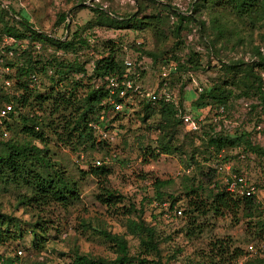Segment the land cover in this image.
I'll return each instance as SVG.
<instances>
[{"label": "trees", "instance_id": "16d2710c", "mask_svg": "<svg viewBox=\"0 0 264 264\" xmlns=\"http://www.w3.org/2000/svg\"><path fill=\"white\" fill-rule=\"evenodd\" d=\"M89 10L94 15L93 21L87 22L81 30L74 31L69 38L63 40L35 30L25 17L0 3V40L5 37L13 42L3 47L5 55L10 54L9 58L5 55L0 56L2 67L8 72L3 80L10 81L7 91H0V108L10 105L12 109L0 125V185L9 187L17 193V206L40 210V207L56 204L67 209L79 202L78 185L59 168L58 163L51 160L50 143L65 146L71 152L108 153L107 149L113 140L100 139L90 127L99 124L98 116L102 109L100 102L107 96L105 78L110 76L130 78L132 83L137 84L140 91L142 90L140 86L142 72H139L132 63L128 68L124 66L125 59L117 57L120 49L116 48L112 41H105L100 51L92 49L96 59L93 61L90 75L86 76L83 64L78 61L80 57L86 55L89 46L88 39L82 34L93 27L143 31L153 27L150 19L156 18L151 16L138 19L129 15L119 17L97 8ZM202 11L208 17V25L196 19ZM189 12V15L173 13L176 23L172 34L176 36L178 30L182 28V23L194 21L204 36H208L205 31H210L212 39H208V49L218 63L222 77L217 78L210 86L200 89L195 99L189 103V109L184 106L186 100L181 89L176 95L168 94L166 85L161 81L158 89L153 92L156 97L164 90L159 99H140L137 103L138 99H133L132 104L120 113L106 111L104 123L99 124L107 136H111V124L127 116L132 105L139 107L141 123L157 116L154 126L147 127V130L157 133L154 146L139 147L143 159L147 157L155 160L160 155L184 154L176 139L177 132L182 126V115L189 112L199 115L205 111L217 118L219 108L222 109L221 113L225 114L227 102L233 91L238 93L235 95L237 98L257 100L264 112V84L261 79V75L264 76V57L259 47L250 45L248 62L236 59L224 63L219 52L214 49L215 42L223 37L224 33L230 35L233 32L235 42L239 43L242 41L239 30L243 32L248 26L247 35H250L254 26L264 30V0H196ZM64 21L65 14L60 15L55 26ZM232 28L236 33L230 31ZM43 49H50L51 53L43 55V52H39ZM131 49L155 59L153 54L141 51L139 46ZM66 55L72 56V59H66ZM200 68L198 57L192 53L182 64L172 68V74L197 72ZM31 77L36 80V84H31ZM163 94H166L168 101L164 100ZM203 120L206 123L199 125L198 128L202 130L206 127V131L200 132L202 143L198 147H193L185 158L184 168L188 171L198 170L201 176L207 179L206 184L202 182L195 184L193 178L182 177L181 192L173 196L162 191L168 185V181L154 179L153 198L147 199L144 196L139 203H135L132 198L116 194L105 187L110 172L103 166L104 164L99 167H88L82 173L99 183L100 193L96 195L99 204L106 209L115 208L125 217L124 232L111 234L102 229H91L111 246L114 258L106 260L88 257L73 251L70 264H173L178 249L173 250L161 262L160 245L171 241V238L170 235H163L160 232L159 225L163 221L178 218L185 223L184 237L190 238L203 231L198 223L199 219H204L208 215L222 217L224 214H230L237 222L246 220L247 244H256L259 241L264 232V218L258 212L254 198L228 193L216 168L226 165L232 158L244 160L247 153L264 157V150L254 151L249 132L222 134L214 131L215 123H220L219 119L215 121L203 117L201 122ZM234 149L238 152L233 157L225 154ZM211 161L213 166L206 167L203 173L201 162ZM231 171L246 178L242 170L231 168ZM212 176L217 177V180L211 182ZM258 192L260 196H264V193L261 194L259 190ZM181 199H185L183 209L181 205L178 206ZM152 203L155 205L149 214L150 222H146L143 217L144 204L152 206ZM173 208L180 210L179 217L174 216ZM153 210L156 211L155 214ZM43 224L38 217L29 225L28 233L31 236L29 246L37 252L47 241L40 234L43 233ZM21 227L20 220L0 211V246L21 238L23 232ZM127 236L137 241L135 255L129 254L125 239ZM241 256L242 250L239 247H232L230 240L215 239L208 243L205 253L196 254L195 260L189 264H233ZM0 264H23V261L15 255L13 257L0 255ZM34 264L46 263L38 261ZM243 264H264V255L261 258H250Z\"/></svg>", "mask_w": 264, "mask_h": 264}, {"label": "rangeland", "instance_id": "374dc122", "mask_svg": "<svg viewBox=\"0 0 264 264\" xmlns=\"http://www.w3.org/2000/svg\"><path fill=\"white\" fill-rule=\"evenodd\" d=\"M196 0H0L2 6L10 7L15 13L25 17L33 28L46 35H51L63 40L69 38L74 31L81 30L87 22L93 21L94 15L89 8L101 9L111 12L119 17H153L150 22L153 27L143 31L132 30H111L106 28L93 27L85 30L82 36L88 39V50L86 55L79 58L83 64L86 76H89L93 61L96 56L92 49L101 50L105 41H112L120 51L117 54L119 59H125L142 72L140 86L142 93L153 94L158 89V84L162 81L166 85L167 93L176 95L181 89L185 98L184 106L189 109V103L195 99L198 89L208 87L217 78L222 77L219 72V65L208 49V39L212 36L208 31H200L196 21L182 23L176 34H172L176 23L173 13L183 15L190 14L191 5ZM84 7V8H81ZM65 14L64 23L55 26L60 15ZM196 19L204 21L207 25L208 17L202 11ZM229 21L231 17L228 18ZM239 27V26H238ZM250 27V26H249ZM67 29V33H65ZM240 29V27L238 28ZM240 32L241 42H235L232 33H224L223 37L215 42L214 49L219 52L221 61L240 59L244 62L250 61V45L258 46L260 53L264 57V30L254 26L250 35L248 26ZM230 31H235L233 28ZM236 33V31H235ZM12 40L3 37L0 40V56H4L3 47L11 45ZM15 46L17 44H14ZM140 47L141 51L148 52L155 56H143L135 52L131 47ZM210 51V52H209ZM43 55L51 53L50 49H43ZM195 54L200 63V70L185 73H173L172 68L182 64L189 54ZM10 54L5 57L9 58ZM66 59L71 60L72 56L66 55ZM162 58V60H161ZM8 73V72H7ZM6 75L0 62V91H7L3 86V78ZM264 84V76L261 75ZM42 81V80H41ZM43 82V81H42ZM44 83V82H43ZM163 87V86H162ZM163 91L158 93L160 95ZM238 94L233 91L232 97L228 100L225 114L217 110L218 117H213L205 111L199 115L185 113L197 123V130L193 134L182 123L178 130L176 139L181 151V155H160L155 160L141 157L139 147H153L157 133L147 130L157 121V116L140 122L141 114L139 107L132 105L127 116L111 124L110 134L113 142L108 147V153L104 152H71L67 147L60 144L50 143L51 160L58 163L67 175L75 181L79 188V202L71 205L67 209L56 204L40 207V210L28 207L17 206V193L9 187L0 185V211L20 220L22 225V237L13 242H6L0 246V255L13 257L14 255L23 261V264H34L38 261H45L46 264H70L71 254L76 251L80 255L88 257H99L112 260L111 246L101 237L96 235L91 229H102L111 234H121L124 232L125 217L120 211L106 209L96 200V195L100 193L99 183L90 176L82 173L88 167H99L95 161H102L110 174L106 179L105 187L119 195H126L139 203L145 196L152 199L154 196L153 180L168 181V185L162 189L163 193L178 195L181 192L182 177H191L195 184L202 182L206 184L207 179L201 176L198 170H186L184 168L185 158L191 153L193 147H198L202 143L200 132L206 131V127L198 130L199 125L206 123L203 117L208 119H219L220 123H215L214 131L222 134L232 135L239 132L251 133V142L254 151L264 150V112L262 106L255 99L237 98ZM140 99L136 100V103ZM252 107H254L252 109ZM221 113V114H220ZM152 129V128H151ZM137 143H139L137 145ZM106 150V149H105ZM238 152L237 149L225 153L233 157ZM244 160L231 159L227 164L230 168L242 170L246 179L255 185L261 194L264 192V157H257L247 153ZM199 158V157H198ZM202 161V158L199 159ZM205 173L206 167H212L213 162H201ZM100 164V166L102 165ZM188 171V172H187ZM217 180L212 176L211 182ZM211 187V186H210ZM23 193V192H20ZM146 203V202H145ZM151 205L144 204L145 212L143 217L146 222H150L149 214ZM167 205V204H166ZM181 209L185 206V199L178 202ZM119 207V206H117ZM156 211L153 210L155 214ZM40 218L43 221V233H40L47 240L38 252L29 246L31 236L28 233L29 225ZM202 226V233L190 238L184 237V221L180 218L172 221H163L159 225V230L163 235H170L171 241L160 245L161 262L173 251L178 249L173 264H189L195 260L196 254L205 253L207 245L215 239H228L232 247H239L244 253L248 243V233L246 220L237 222L236 218L230 214L222 217L206 216L199 219ZM88 226V228H87ZM179 231H182L180 234ZM127 240L130 255L137 252V241L129 236ZM19 251L18 256L16 252Z\"/></svg>", "mask_w": 264, "mask_h": 264}, {"label": "built area", "instance_id": "2783aa9c", "mask_svg": "<svg viewBox=\"0 0 264 264\" xmlns=\"http://www.w3.org/2000/svg\"><path fill=\"white\" fill-rule=\"evenodd\" d=\"M124 66L128 68L130 66V62L124 61ZM7 72V69H4ZM128 78V77H127ZM31 84H36V80L31 77ZM106 88H107V96L100 102L101 112L98 116V123H104L105 117L104 113L109 111L111 113H120L123 111L125 107L132 104L133 99H148L153 100L154 98L159 99L160 95L156 97L153 94H145L140 91V88L137 84H133L131 79L128 78H118L116 76H110L105 78ZM30 84V85H31ZM4 88L10 87V81L3 80ZM200 89H198L199 91ZM164 95V100L168 101V97L166 94ZM10 105H4L0 108V125L1 121L7 118L8 113L11 112ZM219 112H221V108H219ZM182 123L187 126L190 131L197 130V123L187 114H183L181 117ZM99 124L91 125V129L98 135V137L102 140L108 139L112 141V138L107 136V133L104 132L103 128L99 126ZM2 136L5 137V134L2 133ZM102 161H95L94 164L96 166H100ZM216 172L220 175L221 183L226 185L225 190L228 193L245 197V198H254L257 204V210L264 218V196H260L258 190L250 183L246 178L239 176L231 171V168L228 164L218 166L216 168ZM173 213L175 217H179L181 212L179 209L173 208ZM168 217V216H167ZM16 254L19 256L20 252L17 251ZM264 255V232L261 235L259 241L256 244H247L242 253V256L236 260L233 264H243L244 261L253 258V257H263Z\"/></svg>", "mask_w": 264, "mask_h": 264}, {"label": "water", "instance_id": "95a60500", "mask_svg": "<svg viewBox=\"0 0 264 264\" xmlns=\"http://www.w3.org/2000/svg\"><path fill=\"white\" fill-rule=\"evenodd\" d=\"M65 17H67V16H65ZM65 33H67V29H66Z\"/></svg>", "mask_w": 264, "mask_h": 264}]
</instances>
